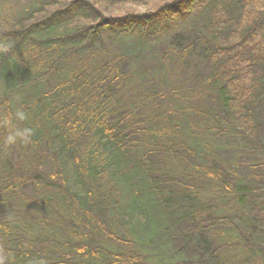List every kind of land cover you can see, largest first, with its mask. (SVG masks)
<instances>
[{
  "label": "trees",
  "instance_id": "trees-1",
  "mask_svg": "<svg viewBox=\"0 0 264 264\" xmlns=\"http://www.w3.org/2000/svg\"><path fill=\"white\" fill-rule=\"evenodd\" d=\"M0 22V115L21 96L33 129L10 147L0 129L8 264L264 256V172L228 153L264 157V0H34ZM161 194L188 212L147 240L141 203Z\"/></svg>",
  "mask_w": 264,
  "mask_h": 264
},
{
  "label": "rangeland",
  "instance_id": "rangeland-1",
  "mask_svg": "<svg viewBox=\"0 0 264 264\" xmlns=\"http://www.w3.org/2000/svg\"><path fill=\"white\" fill-rule=\"evenodd\" d=\"M34 0H0V16L1 18L16 16L23 8H26L28 5H32ZM1 24V22H0ZM1 26V25H0ZM47 87V86H45ZM0 86V91H1ZM1 95V93H0ZM21 96L14 95L11 98V102L14 105L15 110L18 109V100ZM207 105V104H206ZM264 105V93L259 96L257 102L254 103L253 107L256 110H259ZM208 107H214L215 105H207ZM261 124V138L264 141V118H260ZM195 143H200L198 140H195ZM228 153L232 155L233 161H238L244 165H257V170L264 172V157L261 151L258 149H250V148H238V149H228ZM216 196H211L213 200H215ZM159 201L161 204L156 210H152L153 208L148 204V198L143 200L141 203V207L144 210V217L141 221H139L138 226L141 231L140 235L146 234V238H150L151 236H155L156 233L158 236L162 234H166V230L169 228L174 229L177 225L178 219L184 214L188 212L187 208L177 209L178 206L184 203L183 199L176 195H167L161 194L159 196ZM230 200L216 201V205L221 206ZM231 205V204H230ZM238 208V207H237ZM239 210V209H238ZM229 212V211H228ZM231 213V212H229ZM187 226H190L188 222ZM143 230V231H142ZM219 230H211L208 232V239L213 238L214 235H219ZM157 236V237H158ZM209 239V240H211ZM182 238L177 240L178 245L180 246L182 243ZM237 241L242 242L241 238H237ZM169 250V249H166ZM226 254H231L235 256H244L251 255L249 252L238 250L228 251ZM191 252H187L182 258L189 257ZM253 264H264V256L257 255L255 258L251 260Z\"/></svg>",
  "mask_w": 264,
  "mask_h": 264
},
{
  "label": "clouds",
  "instance_id": "clouds-1",
  "mask_svg": "<svg viewBox=\"0 0 264 264\" xmlns=\"http://www.w3.org/2000/svg\"><path fill=\"white\" fill-rule=\"evenodd\" d=\"M9 50L8 45L0 44V53H7ZM28 119L29 114L22 109H16L8 115H0V129L6 130L3 137L5 146H15L18 143L27 145L31 142L33 129L24 123ZM0 264H8V256L3 252H0Z\"/></svg>",
  "mask_w": 264,
  "mask_h": 264
}]
</instances>
